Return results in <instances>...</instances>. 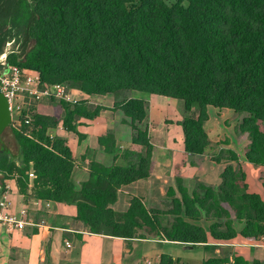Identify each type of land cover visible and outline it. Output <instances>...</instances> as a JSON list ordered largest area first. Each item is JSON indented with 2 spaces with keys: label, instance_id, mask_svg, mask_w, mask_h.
Segmentation results:
<instances>
[{
  "label": "trees",
  "instance_id": "trees-1",
  "mask_svg": "<svg viewBox=\"0 0 264 264\" xmlns=\"http://www.w3.org/2000/svg\"><path fill=\"white\" fill-rule=\"evenodd\" d=\"M14 38L21 42L7 61L37 72L44 84L68 83L86 95L134 92L113 107L128 118L131 141L144 152L136 154V165L91 162L88 178L76 188L72 151L64 138H50L48 131L60 122L76 132L80 118L94 119L105 107L58 100L61 118L22 109L12 126L20 163L0 144L1 181L17 174L24 192L32 170L34 195L75 205L76 218L92 233L125 239L145 238V233L205 249L214 248L210 239L264 237V202L249 189L243 169L231 164L220 172L219 185L198 181L190 190L182 178H174L166 193L168 224L140 196H133L123 212L112 208L122 186L149 174L152 145L142 93L182 102L180 125L189 155H202L209 146L208 106L245 114L238 124L248 135L245 159L264 166V0H0V54ZM27 113H32L28 121ZM223 153L216 160L238 161L233 150ZM261 180L264 187V173ZM158 264L174 260L162 254ZM201 264L264 263L234 254L210 256Z\"/></svg>",
  "mask_w": 264,
  "mask_h": 264
},
{
  "label": "crops",
  "instance_id": "crops-1",
  "mask_svg": "<svg viewBox=\"0 0 264 264\" xmlns=\"http://www.w3.org/2000/svg\"><path fill=\"white\" fill-rule=\"evenodd\" d=\"M129 95L136 94L132 92ZM92 98L95 105L105 107L97 117L80 118L76 132L65 130L61 124L55 128V133L67 141L72 151L75 165L72 180L76 188L88 178V167L91 162L128 165L131 163L129 152L134 154L144 152L141 145L131 142L132 127L126 121L128 118L120 109L113 107L114 102L120 99H116L115 94L96 95ZM40 101L53 100L43 98ZM148 104V130L152 145L149 174L145 178L122 186L119 197L126 192L131 195L129 199L133 195L147 193L148 180L170 183L171 178L183 179L186 175H198L199 182L219 185L220 172L226 164H231L243 169L249 189L258 194L264 202V187L261 180L264 166L254 165L245 159V146L249 140L247 133L238 130L240 117L236 112L228 108L208 106L204 128L210 141L209 146L202 155L189 156L184 151V137L180 125L183 119L182 102L163 95L150 94ZM212 146H215L213 151L216 148L233 150L238 156V161L216 160L219 155L218 152L211 155L209 149ZM209 156L217 158L207 160ZM206 165L215 168L216 173H207ZM9 182L12 186L10 194L14 209L37 198L31 188L32 183L29 182L26 190L21 192L14 179H9ZM160 192L162 193L163 189ZM39 200L38 206L31 205L30 217L37 222L43 220L44 224L39 227L27 226L24 230L13 233L2 232L0 264H158L162 254H169L174 264H184L178 259L181 249L188 253L187 260L201 264L210 256H228L231 259L234 254H240L251 261L254 258L259 259L257 254L262 253L260 248L264 250L263 236L257 240H248L237 235L227 242L210 239L208 245L214 248L205 249L202 244L196 246L191 244L189 247L190 244L160 238L125 239L92 233L76 218L75 205ZM46 202L49 203L48 206ZM66 241L69 246L66 245ZM194 248L201 250L195 254Z\"/></svg>",
  "mask_w": 264,
  "mask_h": 264
},
{
  "label": "built area",
  "instance_id": "built-area-1",
  "mask_svg": "<svg viewBox=\"0 0 264 264\" xmlns=\"http://www.w3.org/2000/svg\"><path fill=\"white\" fill-rule=\"evenodd\" d=\"M6 55L4 51L0 54V93L6 99L11 121L18 120L23 108L30 111L31 102L43 98L62 100L71 104L81 100L90 102L89 95L79 89L69 88L65 83H42L37 72L9 63ZM72 91H75V94ZM26 118L27 121L30 119V113L26 114ZM11 187L9 179L5 178L0 181V234L22 231L27 226H42L43 220L37 222L30 217L31 205L38 206L40 200L35 198L29 203L22 204L18 209H14L10 194ZM46 205L48 206L49 203L46 202ZM66 245L70 244L66 241Z\"/></svg>",
  "mask_w": 264,
  "mask_h": 264
},
{
  "label": "rangeland",
  "instance_id": "rangeland-1",
  "mask_svg": "<svg viewBox=\"0 0 264 264\" xmlns=\"http://www.w3.org/2000/svg\"><path fill=\"white\" fill-rule=\"evenodd\" d=\"M168 2H173L174 0H167ZM19 39V38H17ZM17 42V43H16ZM20 39L19 40H16L15 38L14 39H11L10 41H8V43L5 45L4 47V52L8 53L14 49H18L19 48V45H20ZM33 45V42H28L26 47H25V50L31 48ZM20 51H18V55L20 57H23V53H19ZM69 88H76L75 86L71 85V84H66ZM78 89V88H76ZM73 94H75V91H72ZM128 92H131L129 90H121V91H118L115 93V96H116V99H123V97L129 95L130 93ZM85 93V92H83ZM141 95V94H140ZM93 97H95L96 95H89V100L90 102H88L89 104L91 105H95L94 104V100ZM150 94H145V93H142V97L146 100L147 104H148V98H149ZM93 102V103H92ZM149 105V104H148ZM30 112H36V113H39V114H43V115H46V116H55L57 118H61V116L63 115V107L61 105V103L57 100H53V101H33L31 102V105H30ZM30 113V118L32 119V116ZM147 113H149V106H147ZM237 115L240 117V119L245 115V114H238ZM21 116V114H20ZM19 116V117H20ZM147 118H148V114H147ZM127 122H128V119H127ZM15 124V120H12L9 122V124L6 126V128L4 129V131L0 134V144H3L12 154L13 156V160L15 161V164L18 166L19 163H20V150H19V147H18V144L12 134V126ZM58 124H61L60 122ZM130 126V125H129ZM57 128V126L55 127ZM55 128L54 129H49L48 131V136L50 138H53L55 136H59L57 133H55ZM242 133H246V132H242ZM132 135H133V128H132ZM61 137V136H60ZM132 137V136H131ZM132 142V141H131ZM215 146H212L210 147L209 151L212 154L214 153H217L219 155V158H221V155L223 153V149H218L216 148L215 151H213V149ZM224 154V153H223ZM129 157L131 158V163L133 164H137V156L136 154H134L133 152H129ZM189 155V154H188ZM191 156V155H189ZM197 156H200V155H197ZM217 157L215 156H209L207 160H214L216 159ZM212 164V162H211ZM217 170H215V168H212L210 167L209 165H206V172L207 173H216ZM32 174V170H30L29 172V175H30V184L32 183V178L33 176L31 175ZM182 174H185L182 172ZM16 176L17 174H12L10 177H8L9 179H14L15 182H16ZM198 175H192V176H189V175H186L185 178H183V183L184 185H186L190 190L195 186L196 182H198ZM175 179L174 178H171L170 180V183L168 182H159V181H155V180H148L146 181L148 184H149V190L147 191V193H143V194H140L139 196L142 197L143 199V202L145 203L146 207L149 209V210H159L160 211V218L163 222V224H168V222L171 221V218L172 216L169 215L168 213H166V209L170 208V205H171V202H170V198L166 195V193L168 192L169 190V187L170 186H174L175 185ZM1 181V180H0ZM17 184V182H16ZM31 188H32V184H31ZM121 189V188H120ZM119 189V191H120ZM161 189H163V192L161 193ZM129 191L131 189H128ZM127 190V191H128ZM119 191H118V196H117V200L116 202L112 205V208L119 211V212H123L127 209L128 205H129V202L131 200V198L134 196H132L130 199L129 197L131 195L128 194V192H126L125 194H122L120 197H119ZM128 203V204H127ZM202 224H204L205 226H207L208 222L206 220H202L201 222ZM237 227H241V224H237ZM142 233H139L138 235H141ZM145 236L149 237V238H152L151 235H148V234H145L143 233ZM238 248H242V247H238ZM196 251H194V253H198L199 251L198 250H201L199 248H194ZM259 250H262V253H259L257 254L259 256V259L262 261V263H264V250L263 249H259ZM186 250H182L181 249V252L179 254V260L182 261V263L184 264H196L195 261L193 260H187V254L186 252H184ZM244 252V251H243ZM263 258V259H262Z\"/></svg>",
  "mask_w": 264,
  "mask_h": 264
},
{
  "label": "water",
  "instance_id": "water-1",
  "mask_svg": "<svg viewBox=\"0 0 264 264\" xmlns=\"http://www.w3.org/2000/svg\"><path fill=\"white\" fill-rule=\"evenodd\" d=\"M10 121L11 119L9 111L7 109L6 99L0 93V134L4 131ZM189 247H191V244L189 245Z\"/></svg>",
  "mask_w": 264,
  "mask_h": 264
}]
</instances>
